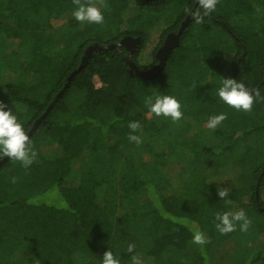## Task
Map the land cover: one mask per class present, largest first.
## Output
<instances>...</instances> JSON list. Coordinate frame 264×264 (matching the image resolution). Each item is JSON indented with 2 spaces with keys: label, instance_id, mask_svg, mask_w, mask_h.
Wrapping results in <instances>:
<instances>
[{
  "label": "trees",
  "instance_id": "trees-1",
  "mask_svg": "<svg viewBox=\"0 0 264 264\" xmlns=\"http://www.w3.org/2000/svg\"><path fill=\"white\" fill-rule=\"evenodd\" d=\"M93 3L102 25L77 21L73 0H0V101L27 133L47 112L29 134L38 159L27 169L10 158L0 166V264H102L110 249L132 264L129 242L142 264H211L225 246L243 254L239 264H264V241L243 253L246 237H264V102L243 112L217 95L223 79L234 78L264 96V0H220L202 24L190 19L151 79L131 73L129 61L156 65L195 0ZM125 36L140 39L133 52L109 48ZM94 43L101 47L82 64ZM74 90L82 97L71 105ZM157 95L177 98L183 118L150 113L144 98ZM221 113L227 119L209 129ZM134 120L139 145L128 140ZM255 133L257 144L245 143L233 161ZM179 169L188 175L176 192L171 176ZM218 187L229 190L230 204ZM239 210L251 220L248 231L238 224L221 235L216 213ZM196 230L210 240L207 260L193 243Z\"/></svg>",
  "mask_w": 264,
  "mask_h": 264
},
{
  "label": "clouds",
  "instance_id": "clouds-1",
  "mask_svg": "<svg viewBox=\"0 0 264 264\" xmlns=\"http://www.w3.org/2000/svg\"><path fill=\"white\" fill-rule=\"evenodd\" d=\"M219 2L220 0H195L196 6L185 11L196 24H202L205 18L209 17L216 10ZM100 3L102 4L103 0H100ZM73 4L77 6L72 13L77 21L99 25L104 23L103 12L93 3V0H86V2L73 0ZM217 95L230 108L243 112H251L258 98L264 102V96H261L258 89H249L243 81H237L234 78H224L222 85L217 88ZM144 103L150 113L157 117L163 116L169 118L173 123L183 118L181 103L174 96L157 95L154 99L152 96H148L144 98ZM226 119V113L213 115L209 118L207 127L215 130ZM128 128L130 129L128 140L137 145L141 144V137L135 134L141 130V123L135 120L130 121ZM5 157L10 158L12 161L20 162L27 169L38 159V153L13 110L3 101H0V160H3ZM12 182L15 183V178H13ZM150 191H154L151 186ZM229 194L227 188H217V195L228 204L231 203V200L227 199ZM215 220L217 221L215 227L221 235H227L236 231L238 224L240 231L243 232H247L251 226V220L247 217L244 210L217 212ZM192 240L193 243L201 245L202 254L207 260V253L203 252V246L210 243V240L199 230L194 231ZM135 249V243L129 242L126 251L132 254V264H142L141 258L135 254ZM102 264H120V260L116 258L110 249L104 252Z\"/></svg>",
  "mask_w": 264,
  "mask_h": 264
},
{
  "label": "rangeland",
  "instance_id": "rangeland-1",
  "mask_svg": "<svg viewBox=\"0 0 264 264\" xmlns=\"http://www.w3.org/2000/svg\"><path fill=\"white\" fill-rule=\"evenodd\" d=\"M172 8V7H171ZM162 23V22H161ZM159 30L160 29H155L153 30V41H154V45L156 44L157 42V38L159 36ZM153 45V46H154ZM150 50V49H148ZM95 84L96 86H100L101 83L99 82L98 78H95ZM82 97V93L79 92V91H72L70 96L68 97V102L69 104L73 105V104H76L78 101H80ZM212 131L206 129L203 131V134H205V139L206 142H213L212 140ZM207 136V137H206ZM260 137V135L258 133H255V134H252L250 137H248L247 139L244 140L243 143H241V145L243 147H241V150L240 148L237 150V153H234L233 155H231V159L234 161L238 158V156H240L239 154L244 151V147H245V143H249V144H257L258 142V138ZM260 139V138H259ZM260 153L262 154V150H259ZM254 152H257V150ZM254 155L258 156V154L254 153ZM230 164V163H228ZM218 172V171H217ZM187 173H184L182 171V169H179L177 170L176 172L173 173V175L171 176L172 178V185H173V190L176 191V192H179L181 190V186H182V183H183V180L187 177ZM215 178H223L222 177V174L219 175L218 173L214 176ZM246 243L243 247V253H246L248 251L249 248L253 247V246H258L260 244L263 243L264 241V237L263 236H257V237H254V235H250L248 237H246ZM243 255V254H242ZM241 254H238V255H233L232 254V247H227L225 246V248H220L219 250H217L216 253H212V257H211V264H239L240 261H241V257H242ZM166 264H170V262H166Z\"/></svg>",
  "mask_w": 264,
  "mask_h": 264
},
{
  "label": "water",
  "instance_id": "water-1",
  "mask_svg": "<svg viewBox=\"0 0 264 264\" xmlns=\"http://www.w3.org/2000/svg\"><path fill=\"white\" fill-rule=\"evenodd\" d=\"M141 2H146L149 0H139ZM191 17L187 15V17L184 19V21L181 23V26L179 27L177 32H171L169 33L166 38L165 41L163 43V45L158 49L156 56L158 58V63L156 65H154L152 68L143 70L140 69L134 62L129 61V66H130V72L131 73H136L139 76H142L146 79H151L154 78L156 76H158L164 69L165 65H166V60L168 58V56L171 54V52L173 51V49H175L177 46L180 45V38L184 32V30L186 29L187 25L189 24ZM140 39L139 38H133L131 36H125L121 39L120 42L116 43V44H112L109 46V48H115L118 46H125L128 50H130L131 52H133V50L135 49L136 45L139 44ZM101 46H99L98 44L94 43L92 45H90L85 52V56L83 57L82 60V64L85 62V60L87 58H89L91 56V54L97 49L100 48ZM82 64L80 65V67L82 66ZM78 69L74 70L71 75L69 76V80L77 73ZM64 91V90H63ZM63 91H61L59 93V96L63 93ZM50 109V107H49ZM47 115V112L38 120L35 121V123L33 124L30 132L28 133V135L39 125V123L41 122V120ZM8 160V157H5L3 160H0V166L6 161Z\"/></svg>",
  "mask_w": 264,
  "mask_h": 264
}]
</instances>
